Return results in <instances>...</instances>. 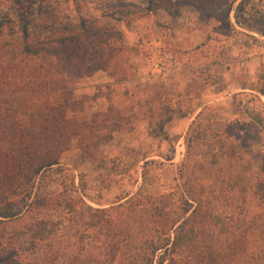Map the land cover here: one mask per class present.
<instances>
[{"label": "rangeland", "instance_id": "1", "mask_svg": "<svg viewBox=\"0 0 264 264\" xmlns=\"http://www.w3.org/2000/svg\"><path fill=\"white\" fill-rule=\"evenodd\" d=\"M240 1L0 0L1 111L15 108L24 114H40L49 104L59 106L71 86V76L82 73L86 76L75 79L73 87L88 122L96 112L113 113L115 118L120 110L138 112H133L134 129L118 131L116 141L101 146L93 159L83 161L78 141H71L60 166L40 178L39 192L52 198L61 195L60 200L67 202L81 198L87 206L77 203L76 208L87 211L114 207L141 188L158 195L179 188L188 199L196 198L190 200L194 206L197 199L211 204L220 232L257 224L259 216L263 217L260 224L264 223V203L256 196L264 194V188L259 190L260 181L264 183V129L248 127L252 122L248 108L264 114L263 96L250 90L264 84V37L236 23ZM150 12H159L164 20L171 16L172 31L179 35L195 32L199 50L191 66L195 77L183 76L182 85L159 83L155 87L140 80L148 53L145 45H131L135 39L130 31L141 25L145 28ZM21 13L28 14L30 21L26 39ZM245 16L255 27L264 25V0H248ZM153 26L154 22L148 28ZM72 38L74 42H69ZM143 39H147L145 34ZM24 44L39 55L24 53ZM99 68L121 80L136 76L139 83L125 94L122 82L112 84L115 87L103 85V73L95 72ZM159 99L180 112L166 126L168 140L150 136L151 125L141 122L147 117L150 123L166 118L158 117ZM209 101L204 115L191 123L189 113ZM153 109L152 119L147 112ZM74 117L86 120L79 112ZM111 120L104 122L107 128L116 123ZM63 210L54 212L48 228L57 229L58 237L65 235L64 253L69 250L70 224ZM77 229L82 230L81 225L72 233ZM226 231H222L223 240ZM82 234L87 254L99 256L102 239L94 243L93 230ZM30 239L26 234L4 241L1 255L12 256L5 264H51V254L39 250ZM67 263L61 257L56 264Z\"/></svg>", "mask_w": 264, "mask_h": 264}, {"label": "trees", "instance_id": "2", "mask_svg": "<svg viewBox=\"0 0 264 264\" xmlns=\"http://www.w3.org/2000/svg\"><path fill=\"white\" fill-rule=\"evenodd\" d=\"M247 2L241 0L238 4L235 21L264 37V25L255 27L245 16ZM19 22L26 39L30 25L28 14H19ZM69 40L74 42V38ZM23 52L39 55V51L29 44H24ZM100 70L103 68L95 72ZM85 76L82 73L76 78L71 76V86L65 91L63 103L59 106L49 104L40 114H24L15 108L0 110V247L14 235L29 234L39 250L51 254V264L58 263L61 257L66 258L67 264H264V223L260 224L263 217L256 219L259 224H248L241 230H237L240 226L221 229L227 230L223 240L211 204L197 199L194 206L190 200L196 198L188 192L193 197L188 199L179 188L167 195L147 193L141 188L114 207L87 211L80 208V212L77 203L82 208L87 206L81 198L67 202L60 200L61 195L52 198L39 192L40 178L46 171L60 166V158L70 148L71 141H78L83 161H86L93 159L101 146L112 141L116 132L134 129L135 108L129 113L120 110L115 114L116 118L113 113L105 116L103 112H96L91 115V122L87 121L73 87L75 79ZM250 90L264 97V84ZM158 103L162 111L158 117L166 115V118L152 121L149 134L168 140L164 129L172 121L175 111L164 100L159 99ZM78 112L86 120L75 119ZM248 112L252 121L248 127L264 129V114L251 112L249 108ZM69 113H72L71 118ZM148 114L153 119L154 112L149 110ZM201 114L204 115V110ZM109 119L116 120L111 128L104 123ZM263 188L264 183L260 181L259 190ZM256 196L262 197L264 203V194ZM63 207L70 224L69 250L64 253L61 244L65 235L58 237L57 229L48 228L55 217L54 212ZM78 225L83 232L77 229L72 233ZM89 230H93L94 243L102 239L99 256L93 257L86 252L82 233ZM11 258L1 255L0 251V264Z\"/></svg>", "mask_w": 264, "mask_h": 264}, {"label": "crops", "instance_id": "3", "mask_svg": "<svg viewBox=\"0 0 264 264\" xmlns=\"http://www.w3.org/2000/svg\"><path fill=\"white\" fill-rule=\"evenodd\" d=\"M164 18L165 17L161 16L159 12L156 14H154V12H150V15L145 18V23L147 25L145 28L143 27V25H141L140 28H136L135 30L130 31V35L135 39V42L131 43V45H133L135 48L139 47V45L141 48H143L145 45L146 51L148 53L145 65V74L143 76H140V80L146 81L147 84L155 87L156 84L159 83H162V85L178 86L179 83L181 85L183 84V81H181L183 76L189 74L191 75V78L195 77V68L191 66L193 65L195 53L199 51L197 50V42H195L194 38L195 32L191 31L189 32V34L186 33L179 35L177 32L172 31L173 27L171 25V22L173 21V18L171 16H169L167 20H164ZM150 19L154 22L155 26L149 29L148 27L152 26L153 24ZM164 21L168 22L165 23ZM196 32H200V30H197ZM144 34L147 36V39H143ZM181 58H184V60H181ZM101 73H103V82H101L103 85L107 86L115 84V86H118L122 82L124 84V87H127V89H124L125 94L126 90H128L129 88H135V85L139 83V78H136V76L135 78L119 80L116 78V76L109 74L104 69L100 70L98 72V75H100ZM112 86L115 87L114 85ZM242 90L244 91L245 89L242 88ZM210 101L205 103L202 107H196L193 113H189L191 115L188 120L192 123L194 119L207 107V105L211 103ZM170 106L175 111L176 107H173L172 105ZM159 107V110L161 111L160 104ZM153 111L155 113L156 110L153 109ZM135 112L138 114L137 109H135ZM179 113V111L174 112L173 119L178 116ZM144 120H146L147 123L151 125L150 117H147L146 119L142 118L141 122H143ZM168 124H170V122ZM166 126L164 129L165 132ZM124 131L125 130H123V132ZM118 136H120V133L116 132L109 144H113Z\"/></svg>", "mask_w": 264, "mask_h": 264}]
</instances>
